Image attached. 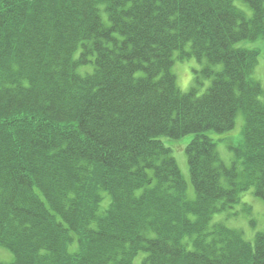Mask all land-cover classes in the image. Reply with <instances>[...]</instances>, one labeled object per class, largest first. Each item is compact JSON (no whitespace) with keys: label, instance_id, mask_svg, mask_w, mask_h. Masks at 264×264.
I'll return each mask as SVG.
<instances>
[{"label":"trees","instance_id":"1","mask_svg":"<svg viewBox=\"0 0 264 264\" xmlns=\"http://www.w3.org/2000/svg\"><path fill=\"white\" fill-rule=\"evenodd\" d=\"M257 39L264 0H0V264H264V231L213 221L264 201ZM188 134L192 199L163 140Z\"/></svg>","mask_w":264,"mask_h":264},{"label":"rangeland","instance_id":"2","mask_svg":"<svg viewBox=\"0 0 264 264\" xmlns=\"http://www.w3.org/2000/svg\"><path fill=\"white\" fill-rule=\"evenodd\" d=\"M101 16L105 24L109 23L106 12L101 6ZM245 48H258L261 50L259 63L255 71V77L262 83L264 87V40H245L238 44ZM175 53L174 56L177 55ZM205 65V62H198L194 57L184 61L175 59L172 66V72L177 78V83L183 92H187L193 85H197L198 93H204L211 84V78L201 76L196 84L195 78ZM92 64L81 66L80 73L91 71ZM221 65H215V70H221ZM244 116L241 112L236 117V125L233 130L218 134L210 132V136L217 139L218 148L222 157L229 163L232 159V152L228 149L230 143H238L243 139ZM195 137L194 134H188L180 139H170L164 137L163 140L167 146L172 148V154L176 158L184 179L188 183V197H194V189L190 180V172L188 159L186 155V147ZM223 138V140H221ZM220 139V140H219ZM214 222H223L226 226L242 230L246 239L253 241L258 232L264 231V201L262 198L254 195L253 189L248 190L242 195L241 201L226 212L220 213L214 217ZM9 251L0 248V262L6 260ZM8 259V258H7Z\"/></svg>","mask_w":264,"mask_h":264}]
</instances>
